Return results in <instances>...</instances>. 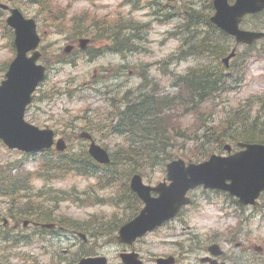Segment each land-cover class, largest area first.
<instances>
[{
    "label": "rangeland",
    "instance_id": "1",
    "mask_svg": "<svg viewBox=\"0 0 264 264\" xmlns=\"http://www.w3.org/2000/svg\"><path fill=\"white\" fill-rule=\"evenodd\" d=\"M46 1L45 7L35 0H0V3L17 6L26 16L36 20L41 36V62L48 68L46 79L39 85L33 102L26 110L25 119L39 127H51L58 137L66 138L74 150L82 146L87 149L88 141L77 137L79 132L87 129L92 133L94 140L109 151H113L120 144L122 137L110 133L107 129V123L115 111L110 104L111 98L117 99L126 91L134 94L143 83L147 85L140 89L141 91H145L148 86L149 89L157 87L163 95L173 94L177 91L173 85V73L186 74L191 67L215 66L234 46L244 57L247 54L243 53L249 50L246 45H237L229 35L220 36V30L216 34L212 31L211 36L203 15L212 14V0ZM187 7L198 11L196 16L199 18L193 20V24L188 28H193V31L198 29V34L190 39L188 46H184V39L191 35V32L182 30V25L187 21L185 13H190ZM6 15L7 12L0 9V23ZM75 17H81L80 21H85L84 26L88 27V34L82 35L89 39L84 51L78 48V36L71 28L72 19ZM91 20L96 23L94 26L88 24ZM132 23L142 24L137 33L139 39L134 38L137 50L126 53L112 52L108 46L110 33L113 35L118 27H126V35H129V25ZM206 37L213 44L224 45V51L219 57L207 52L178 57L181 48L188 49L191 44ZM11 38L0 28V81L14 57ZM68 44H73L74 50L66 55L63 49ZM262 45L256 44V47L262 49ZM58 59L62 61L57 62ZM235 61L240 64L239 55L237 59L231 58L223 71V77L227 74L228 80L234 78L231 69ZM245 70L246 75L243 73L241 78L236 75L232 80V85L236 87L216 93L215 97L212 95L211 101L202 104L199 109L204 114L202 117H205L204 125L214 127L216 135L225 131L227 117L237 108L250 115L251 120L254 118L258 123L264 124V57L251 56L246 61ZM176 114L180 116L177 120L180 119L184 127L191 125L192 115L183 109ZM191 129V140L177 137L173 147H168L173 158L181 157L189 161V158L194 160L201 154L200 147L195 145L192 132L196 130V134L200 135L203 126L195 125ZM226 143L234 146L230 139L222 140L218 145H207L206 152L211 151V148L212 153L225 154L223 146ZM40 154H25L8 149L0 142V171L4 170L8 163H17L25 167L26 177L30 178L29 174H33L38 166ZM145 169L142 176L146 183L156 184L166 176L165 167L161 164L147 165ZM47 180L51 181L49 184L52 188L58 190L59 197L66 198L53 203L43 197L46 201L39 206L55 205L56 220H65L70 224L75 221L81 224L80 228L69 226V229L36 235L30 234L21 221L19 230H5L3 218H8V199L0 198V264H75L88 255H105L108 264H121L119 252L124 247L139 252L145 264H155L157 257L170 254L177 256L175 264H203L199 257L209 241H220L223 244L224 239L233 236L231 245L235 246L237 241L244 238L240 233L233 235L234 231L231 232L228 228L229 225L236 224V218L227 217L219 208L223 195L212 190L203 191L196 188L191 194L193 203L184 207L179 217L147 232L134 244L125 246L115 240L116 232L111 236L91 233V224L95 217L106 221L112 217L122 219L129 214V208L124 206L127 204L121 203L118 206L105 201L117 194L118 184L99 188L94 176L80 175ZM28 184L32 191H36L42 189L44 181L41 178H33ZM13 209L14 215L16 208ZM31 216L25 214L22 218ZM261 229H264V226L259 230ZM74 231L84 233L86 239H82ZM262 232L263 230L256 233ZM5 233L7 238L4 237ZM234 249L237 253L240 252L238 247ZM253 256L256 257L257 254Z\"/></svg>",
    "mask_w": 264,
    "mask_h": 264
},
{
    "label": "trees",
    "instance_id": "2",
    "mask_svg": "<svg viewBox=\"0 0 264 264\" xmlns=\"http://www.w3.org/2000/svg\"><path fill=\"white\" fill-rule=\"evenodd\" d=\"M35 1L43 7L47 3L46 0ZM210 7L212 9L211 4ZM187 9L190 10V13H185L187 14V21L182 25V30L191 32V35L184 39V46H188L190 39L198 34V29L194 31L193 28L188 29L193 24V20L199 18L196 16L198 11L190 7ZM1 20L0 28L9 38L13 37L12 30L6 25L4 19ZM80 20H82L81 17L72 19V31L76 36L87 35L88 27L84 26L86 25L85 21ZM203 20L209 28L211 36L213 35L212 31L215 34L219 31L211 23L210 13H204ZM90 22H93L90 23L91 26L95 24L94 20ZM130 25L129 29L133 31L130 35H125L126 27L121 29L118 27L113 35L112 33L109 34L110 37L108 38L113 41L114 47L119 51L123 47L136 50L133 49V39L138 28L142 26L136 23ZM133 26L135 29L132 28ZM219 33L220 36L225 35L222 31ZM207 37L191 44L188 49L181 48L178 57L182 58L188 54H202L204 52L219 57L224 51V45L213 44L207 40ZM12 39L10 43L14 51ZM212 47H217V49L210 52L209 49ZM41 59L43 60V56ZM61 61L62 59L57 60V62ZM240 69V65L235 61L232 65V71L236 73L234 77L237 73L238 75L243 74ZM223 70V66L218 63L212 67H191L186 74L173 73V85L177 88L173 94H160L157 87L141 91L142 88L140 87L134 94L126 91L117 99L111 98L110 104L115 108V111L107 123V129L110 130V133L122 137L120 144L111 151V162L107 165L99 164L91 158L84 146L74 150L70 143L66 152L50 149L40 154L37 172L41 175L38 176L43 177L46 181L52 178L64 179L69 175L94 176L98 181L96 186L99 188H106L114 184L117 186L118 184L117 194L105 199V201L118 206L121 203L127 204L124 206L129 208V214L122 219L112 217L106 221L95 217L91 224V233H103L111 236L120 224L128 219L127 217L134 215L141 206V202L129 188L130 176L135 172L142 174L147 165L161 164L165 166L168 161L173 159V154L168 150V147L170 145L173 147V142L177 137H183V140H191L189 132L192 130V126H203L200 135L196 134V130L192 132L193 137H195V145L200 147L201 153L194 159L195 161L203 160L209 155V152L212 153L211 148V151L206 152L207 145L212 146L213 143L218 145L222 140L230 139L234 145L240 141L264 143V124L258 123V120L254 118L251 120V116L245 114L240 108H237L227 117L225 131L220 135H216L217 131L214 127L204 125L205 117H202L204 114L199 110L202 104L211 101L212 95L229 91L233 87L231 82H227L228 79H224ZM180 109L193 116L190 126L184 127L180 119L177 120V117L180 118V116H177L176 113ZM189 160L193 159L189 158ZM25 171L24 166L20 167L16 163H8L5 169L0 171V194H18L17 190L24 188L28 178ZM20 212L22 214V211ZM66 222L73 228H80L81 225L75 221H71V224Z\"/></svg>",
    "mask_w": 264,
    "mask_h": 264
},
{
    "label": "water",
    "instance_id": "3",
    "mask_svg": "<svg viewBox=\"0 0 264 264\" xmlns=\"http://www.w3.org/2000/svg\"><path fill=\"white\" fill-rule=\"evenodd\" d=\"M214 5L216 12L211 16V21L235 35L238 41L252 43L255 38L264 36V32L243 31L238 28L240 17L246 12L263 8L264 0H237L230 6L226 0H214ZM0 7L10 11L6 22L14 29L16 50V55L5 73V79L0 83V139L10 149L40 151L53 145L54 131L48 127L39 128L24 119L32 93L45 77V66L38 62L40 51L37 47L40 37L36 22L32 17H25L17 7L10 8L4 3ZM87 41V38H81L80 48H85ZM71 49L72 46L67 45L64 50L69 52ZM233 55L234 51L223 60L227 63ZM79 136L90 139L88 152L93 159L99 163L110 161L108 151L95 144L89 132L83 131ZM55 146L61 151L66 148V143L63 138H58ZM239 146L244 149L226 156L212 154L199 163L186 164L183 159L173 160L166 165V178L155 186L145 184L141 175L133 174L130 188L145 205L134 218L120 227L116 240L132 244L137 237L160 226L189 202L187 191L199 185L228 191L244 204L253 202L259 192L264 190V144L239 143ZM224 149L230 151L231 146L225 144ZM152 191L157 196H152ZM81 236L85 237L84 234ZM217 248V244H212L209 250L217 254ZM120 257L125 264H143L136 252H122ZM106 263L105 256H90L80 259L76 264ZM173 263V256L156 259V264Z\"/></svg>",
    "mask_w": 264,
    "mask_h": 264
},
{
    "label": "flooded vegetation",
    "instance_id": "4",
    "mask_svg": "<svg viewBox=\"0 0 264 264\" xmlns=\"http://www.w3.org/2000/svg\"><path fill=\"white\" fill-rule=\"evenodd\" d=\"M237 0H226L228 5H233ZM240 26L244 29L250 30H262L264 29V8L256 13L246 14L240 23ZM258 42L264 43V38L257 40ZM48 188H52L50 184H47ZM43 192L48 191L49 189H45L42 187ZM41 189L36 191L32 190H22L25 193H39ZM222 199L220 200V206L222 212L228 216H234L236 224L228 228L232 232L233 235L236 233H240V235H244V238L237 241L235 246H232V241L234 237L230 236L229 238L224 239V243L222 244L220 241H209L202 251V255H200V261L203 264H212V262L223 263V264H264V229L261 234H257L256 232H261L259 230L262 226H264V191H261L260 194L255 198L253 203L242 204L238 201L236 197L222 194ZM9 200V199H8ZM7 200V210L6 214H8V220L3 218L5 222H3V228L5 230H14L17 231L20 229V222L22 221V226L26 228L27 231L31 232L30 234L40 235L45 232H53L56 230L58 226L55 228H45L41 224L45 221H41L40 219L44 217L45 207H40L39 205L34 206L31 203L20 208L15 204L11 203L13 200ZM13 207L16 208V212L22 211V214H31L34 212L39 213L41 216L39 219H34L33 216L29 218H21L18 220L13 215ZM21 213V212H20ZM178 215L177 217H179ZM26 218V219H25ZM25 220L28 222L25 223ZM11 221V222H10ZM22 227V228H23ZM227 228V229H228ZM193 240V239H191ZM236 240V239H235ZM215 243L218 245V253L212 254L209 251V245ZM228 246V247H227ZM235 247L239 248L240 252H236ZM192 252V251H191ZM253 254H257L256 257ZM177 258V257H176ZM239 259V260H238Z\"/></svg>",
    "mask_w": 264,
    "mask_h": 264
},
{
    "label": "bare ground",
    "instance_id": "5",
    "mask_svg": "<svg viewBox=\"0 0 264 264\" xmlns=\"http://www.w3.org/2000/svg\"><path fill=\"white\" fill-rule=\"evenodd\" d=\"M90 23H93V22H89V25L91 26L92 24H90ZM96 24V23H95ZM94 24V25H95ZM93 25V26H94ZM215 49H217V47H212L211 49H209V51L211 52V51H213V50H215ZM35 125V124H34ZM35 126H37V125H35ZM80 139V138H79ZM92 140L95 142V144H97V145H100L99 143H97L95 140H94V137L92 136ZM101 146V145H100ZM72 147H73V145H72Z\"/></svg>",
    "mask_w": 264,
    "mask_h": 264
}]
</instances>
